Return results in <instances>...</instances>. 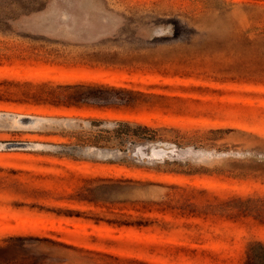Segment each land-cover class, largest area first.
Listing matches in <instances>:
<instances>
[{"label":"rangeland","instance_id":"1","mask_svg":"<svg viewBox=\"0 0 264 264\" xmlns=\"http://www.w3.org/2000/svg\"><path fill=\"white\" fill-rule=\"evenodd\" d=\"M263 80L264 0H0V111L78 124L0 127V141L114 154L0 149V164L38 175L43 204L73 214L0 209V231L56 239L34 245L50 264H112L178 238L154 224L199 222L238 251L264 241V219L237 227L228 205L234 189L264 197L243 172L264 161Z\"/></svg>","mask_w":264,"mask_h":264},{"label":"trees","instance_id":"2","mask_svg":"<svg viewBox=\"0 0 264 264\" xmlns=\"http://www.w3.org/2000/svg\"><path fill=\"white\" fill-rule=\"evenodd\" d=\"M231 78L233 76L221 79L228 80ZM213 79L219 80L215 77ZM260 83L264 85V80ZM256 163L255 166L248 165L244 167L243 172L248 171L254 177H261L264 180V168H261V166L264 167V161L257 160ZM233 167L234 169L237 168V166ZM29 172V170L22 168L0 164V209L35 217H71L73 214L70 208H64L63 210L60 207L56 208L43 204L41 189L37 184L38 175H28ZM101 184L104 188L110 186L109 183ZM259 192L257 189L248 190L247 192L232 190L228 198V205L232 210L231 221L237 227L244 224L251 232L253 221L264 219V197ZM213 196L210 202L212 206L220 201L217 198L218 194L214 193ZM165 198L164 194L163 198L148 201L163 202L166 200ZM246 218L252 220V222L249 224ZM156 220L163 223L167 222L163 217L156 218ZM117 224L152 227L149 226L151 224L146 222H135L133 224L122 221L117 222ZM153 227H159V233H163L165 236L173 231H178L179 236L173 242H168L165 239L144 240L133 247L136 251H142L143 256L137 253L134 255L108 253L115 259L112 264H264V241L262 239L251 236L238 251L234 242L227 248L217 245V237L207 236L208 233H213L214 228L199 222H184L174 227L154 224ZM49 243L57 244L56 239L52 238L0 231V264H50L51 262L41 259L42 256L47 258L48 253L45 254L43 251L34 249V245Z\"/></svg>","mask_w":264,"mask_h":264},{"label":"water","instance_id":"3","mask_svg":"<svg viewBox=\"0 0 264 264\" xmlns=\"http://www.w3.org/2000/svg\"><path fill=\"white\" fill-rule=\"evenodd\" d=\"M70 118L41 116L27 113H16L11 111H0V127H11L15 129H43L52 126L72 127L78 124L74 119ZM74 123V124H73ZM49 149V150H69L76 153L97 156V157H112L114 154L111 150L99 147H61L47 143H38L30 141H0V149Z\"/></svg>","mask_w":264,"mask_h":264}]
</instances>
